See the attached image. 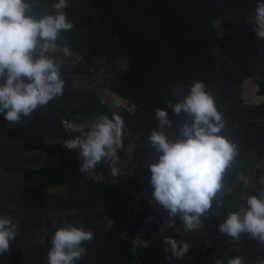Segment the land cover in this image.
<instances>
[{"label":"trees","instance_id":"trees-1","mask_svg":"<svg viewBox=\"0 0 264 264\" xmlns=\"http://www.w3.org/2000/svg\"><path fill=\"white\" fill-rule=\"evenodd\" d=\"M55 2L39 0L35 15L54 11ZM68 3L65 12L74 27L61 33L58 43L67 44L81 60L62 58L63 94L18 123H9L0 114V142L20 145V152L42 153L47 160L57 158L53 164L26 167L21 158L8 157L6 148L0 144V163L2 159L15 160L4 163L8 165L6 173L17 174L24 183L13 207L1 204L0 199V217L8 216L19 222V234L10 252L0 255V264H24L21 245L33 232L43 235L46 249L50 250L51 235L56 230L51 225L64 227L62 220L77 227L83 224L95 234L94 241L85 245L86 255L77 264H136L130 250L136 226L123 213L126 203L112 187L91 185L85 180L78 162L79 149L63 146L65 140L80 134L71 132L65 121L71 112L78 111L109 118L113 114L121 116L125 122L124 147L118 155H123L130 142L136 143L128 180L137 184L144 167L158 162L159 153L147 141L153 130H160L156 109H167L166 102L175 100L173 87L184 86L186 94L197 80L206 84L218 110L225 115L228 128L225 135L239 146L240 155L224 182L227 185L237 175L244 176L232 193L223 197L225 207L219 210V216L204 218L209 236L214 235L227 218L226 212L238 210L243 203L241 192L258 194L261 187L258 180L264 175V167H257L264 162V39L256 37L255 25L248 22L257 0H68ZM100 56L105 59L108 91L127 99L136 108L134 112H113L103 107L97 92L78 86L79 78L96 74L90 68L97 70L96 60ZM122 61L130 62L124 71L120 70ZM249 86L256 89L255 98L261 100H248ZM249 94L254 96L252 91ZM167 111L172 126H165L164 131L169 139L175 140L179 138L178 124L184 116H175L171 109ZM97 170L111 175L106 163ZM245 178L255 187L245 188ZM48 188L61 190L48 194ZM104 216L111 219L112 226H106ZM177 227H181L179 235ZM164 237L184 240L190 244L189 252L182 258L168 259L172 253L165 252ZM195 239L196 233H185L178 221L159 241L140 251L139 264H215L216 259L227 264L235 256L242 257L244 264H256L264 258V244L247 234L237 243L225 237L203 250L200 242L194 243Z\"/></svg>","mask_w":264,"mask_h":264},{"label":"clouds","instance_id":"clouds-1","mask_svg":"<svg viewBox=\"0 0 264 264\" xmlns=\"http://www.w3.org/2000/svg\"><path fill=\"white\" fill-rule=\"evenodd\" d=\"M38 7L39 0H0V80L4 81L0 83V114L9 123L31 117L38 108L61 96L65 87L61 60L73 53L67 44L61 45L58 41L61 33L74 27L65 12L68 0H57L52 5L54 11L39 16L35 15ZM252 13L248 22L255 25L256 37L264 39V0H257ZM172 93L175 100L166 102L167 109L175 116L183 115L184 119L178 124L179 138L169 139L164 131L165 126H172L168 111L156 109L160 130H153L147 141L159 153V158L149 166L150 184L153 199L168 211L170 221L178 217L183 231L190 233L201 231L204 218L219 216V210L225 207L223 197L233 190V186L224 182L225 177L240 152L239 146L225 135L228 132L225 115L218 110L214 96L206 90L203 81H194L186 94L182 85L173 87ZM124 129L121 116L101 115L90 130L73 128L80 135L65 140L63 146L79 149L82 173L106 163L115 178L122 172L118 151L124 147ZM257 167H264V162ZM258 183L261 185L258 194L241 192L243 203L219 224V232L233 242L237 243L247 234L264 244V175ZM244 187L255 185L245 178ZM61 223L65 226L51 225L56 230L51 235L47 264H77L86 255L85 245L94 241L95 234L83 224L77 227L67 220ZM176 232L179 235L181 227ZM18 234L19 222H13L8 216L0 217V255L10 252ZM163 244L165 252L172 253L168 259L182 258L190 250L189 243L172 237H164ZM215 264H225V261L216 259ZM227 264H244V261L235 256ZM256 264H264V258Z\"/></svg>","mask_w":264,"mask_h":264},{"label":"built area","instance_id":"built-area-1","mask_svg":"<svg viewBox=\"0 0 264 264\" xmlns=\"http://www.w3.org/2000/svg\"><path fill=\"white\" fill-rule=\"evenodd\" d=\"M70 57H64L69 60L74 58L76 62H80L81 57L72 52ZM60 55V54H57ZM93 72V68H90ZM100 101L103 105L107 103L106 99L100 96ZM136 148V143L130 142L120 157V167L122 169L121 174L118 177L113 178L112 175H107L97 170V168L88 173H83L84 178L91 185L97 186H110L117 190L118 194L124 199L126 209L124 215L127 217L130 223L135 224L136 232L130 241V250L134 255L136 264H139V253L142 250H146L154 243L160 240L161 236L176 227L179 218H173L170 221L168 211L160 207L152 197L153 187L150 184L151 172L149 167L145 166L141 178L137 184H131L128 180V171L131 169V161L129 157H133V152ZM79 166H82L83 161L78 157ZM242 174L237 175L229 186L234 187L242 181L244 178ZM227 195V194H226ZM225 195V196H226ZM228 210L226 214L228 215ZM169 221V222H168ZM103 222L106 226H112L113 222L107 216H104ZM168 222V223H167ZM196 239L194 243L200 242L202 249H205L208 245L212 244L216 240L228 237L221 234L219 231L212 236H209L207 226L204 223V227L201 231H195Z\"/></svg>","mask_w":264,"mask_h":264},{"label":"rangeland","instance_id":"rangeland-1","mask_svg":"<svg viewBox=\"0 0 264 264\" xmlns=\"http://www.w3.org/2000/svg\"><path fill=\"white\" fill-rule=\"evenodd\" d=\"M217 30L220 35L223 34L221 27L219 25H217ZM96 63L99 65V67L97 68V70L93 68V70L96 71V74L93 75L95 76V84H97L99 88L102 86H106L103 88L108 89V80L105 79L106 68L104 67V63H105L104 57L100 56L99 58H97ZM129 63H130L129 61H122L120 70L124 71L128 69ZM255 81L256 79H254V82ZM247 91L249 95L247 97L248 100L252 102H257L262 99V98H258V99L255 98V95H254V91H256L255 88H250L249 86ZM250 91H252L254 96L249 94ZM112 105L113 104L109 106H112ZM104 106H107V104L103 105V107ZM81 128L85 129V131L88 130L87 128H84V126ZM0 144L3 149L6 148L7 150L6 154L8 157L11 158L14 156L17 158H21L22 160H24V164L26 167H37L38 165H41L43 163V161L40 160L43 157L42 153H29L25 151L20 152L21 150L20 145L12 146L13 143H6L7 144L6 145L4 142H0ZM10 158L9 160L8 158L2 159L0 163V199L2 200L1 204L5 205L6 207H13L12 203L14 200H16L17 196L19 197L20 190H22L21 186L22 184L24 185V183L21 181L22 179L20 180L17 174L10 172L11 174L9 173L10 176H8L9 174L6 173L5 167H8V165L6 166L4 165V163L11 164L14 159H10ZM57 190H61V189L48 188L46 189V192L48 194H53V193L58 192ZM7 210L9 209L7 208ZM42 237L43 235L42 236L39 235L38 232H33L31 236L28 235L27 238H25V240L23 241L21 245V252H22V258H23L24 264H47V257H48L49 250L46 249L47 246L44 244Z\"/></svg>","mask_w":264,"mask_h":264},{"label":"crops","instance_id":"crops-1","mask_svg":"<svg viewBox=\"0 0 264 264\" xmlns=\"http://www.w3.org/2000/svg\"><path fill=\"white\" fill-rule=\"evenodd\" d=\"M78 86L84 88V89H90L97 92V95H101L104 99L107 101V107L111 109L113 112H121L123 110H127L129 112H134L136 108L125 98H122L120 96L111 94L107 88H103L106 86L98 87L97 84H95V78L93 76H90L88 78L81 77L78 80ZM102 88V89H101ZM113 104L112 106H109ZM79 113H70L65 123L67 122V126L71 132L73 128L75 127H83L87 128L88 130L91 129V127L97 122L98 117L101 116L99 114H85L84 112L78 111ZM84 116V117H83ZM79 157V154H78ZM41 158V157H40ZM43 161V164L46 162H49L50 164L56 163L57 158H51L46 159L44 156L40 159ZM47 160V161H46ZM38 165V166H41Z\"/></svg>","mask_w":264,"mask_h":264}]
</instances>
